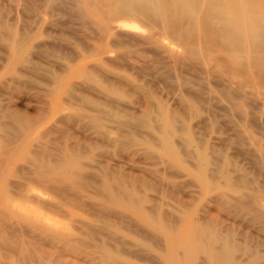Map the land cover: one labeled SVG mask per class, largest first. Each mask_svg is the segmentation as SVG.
<instances>
[{"label":"rangeland","instance_id":"rangeland-1","mask_svg":"<svg viewBox=\"0 0 264 264\" xmlns=\"http://www.w3.org/2000/svg\"><path fill=\"white\" fill-rule=\"evenodd\" d=\"M86 1L0 0V264H210L197 228L224 264H264V49L240 78L138 19L106 34ZM159 106L170 148L142 123Z\"/></svg>","mask_w":264,"mask_h":264},{"label":"bare ground","instance_id":"bare-ground-1","mask_svg":"<svg viewBox=\"0 0 264 264\" xmlns=\"http://www.w3.org/2000/svg\"><path fill=\"white\" fill-rule=\"evenodd\" d=\"M86 2L87 3L90 2L89 6H91L93 11L97 12V14L98 13L104 14L105 12L107 13V14L105 13L107 15V16L106 15L105 16L109 20L110 23H108L109 25H106L105 27H103V31L106 32L112 28H115V27H113L114 24H112V23L117 21L116 19H118L122 16H125L126 18L131 17L135 20L138 19L141 22H144V24L148 25L152 29L158 28L161 30V32L163 31V34L166 32L169 35L171 34L172 37L174 36L173 38L171 37L174 41H175V38H177V40H179L181 45L186 49V52L190 57L188 59H191L192 61H193V58L199 56L204 63H207V64L210 63V65H211L212 64L211 62L213 61L214 54L217 53L218 54L217 56H220V57L225 56L226 58L221 57V58H219L218 61L220 62V64L224 63L223 65L221 64L222 65L221 67L224 66L226 68V65L229 67L227 69L228 70L230 69V71H227V73L233 72V71H240V73L242 72L241 74L243 76L244 75L243 72L246 69H248L247 68L248 65H247V63H245L246 67H244V65L241 62H244V60H248V59L250 60L249 56H251V57L254 56L253 55L254 51L260 52L262 49H264V9H263L264 8V1L263 0H89V2L88 1H86ZM87 7H88V5H87ZM91 7H90V9H91ZM78 9H79V7H78ZM80 9H81V7H80ZM78 11H80V10H78ZM81 11H82V9H81ZM81 11L79 13H81ZM80 15H82V14H80ZM83 16H81V17H83ZM125 17H123V18H125ZM88 18L89 17L87 14V17L84 18V20L85 19L87 20ZM90 19H88V20H90ZM86 20H85V22H86ZM100 31H101V29H100ZM103 31H101V32L103 33ZM161 32H160V34H161ZM102 33H100V34L103 35ZM106 34H107V32H106ZM150 36H151V34H150ZM164 36L165 35H163V37ZM155 37H156V35H152L150 37V39H148V40L155 41ZM177 42H176V44H177ZM15 47H17V46L15 45ZM169 49H171L170 51H172V52L176 51V49L173 47H169ZM250 53H251V55H250ZM222 58L226 59L225 60L226 62ZM183 59H185V58H183ZM255 59H257V58H255ZM201 60H198V62H200ZM181 62H183V61H181ZM254 62H255V60H254ZM255 63H254V65H255ZM200 64L202 65V62H200ZM213 64H214V61H213ZM263 64H264V62H263ZM261 67H262V65H261ZM215 70H216V68H215ZM220 70H221V68H220ZM224 70L225 69H223V72H224ZM217 71L218 70H216V72ZM207 72H208V70H207ZM209 72H211V71H209ZM247 72H248V70H247ZM260 72H261V70H260ZM90 73H91V71H90ZM233 74H236V73L233 72ZM233 74L231 73V74H227V75H233ZM212 75H214V74H212ZM214 76H216V74ZM242 76H240V78H244V76L246 77V75H244L243 77ZM247 76H248V73H247ZM258 76H259V74H258ZM258 76H256V78ZM90 77H92V76H90ZM216 77H218V76H216ZM224 79L226 80V78H224ZM229 79H232V78L229 77ZM263 79L260 78L261 81ZM227 81L230 82V80H227ZM234 82L236 85L237 81L234 80ZM234 82L232 80V84ZM238 84H239L238 87L242 85V83L239 82V80H238ZM219 91H221V90H219ZM241 94H243V93H241ZM151 103H153V102H151ZM150 107H151V105H150ZM151 108L148 110V112L146 114L143 115L144 121L142 120V118L140 120L137 117H136V120L138 119L140 122L143 121L142 123L146 122L149 125L150 124H153L154 126L156 125L161 131V141L164 143V145L166 147L170 148L171 144H172L173 137L179 132L177 130V127H176L177 125L174 123L175 122V116L172 115L171 112L167 109L168 107L165 108V107L159 106V107H155L156 108V109L154 108L155 110H153ZM147 124H145V125H147ZM184 132L185 133L182 136L184 137L186 144L190 146L192 144L191 136L187 131L184 130ZM182 150H183V148H182ZM189 156H190V154H189ZM215 160H216V158H215ZM210 161L212 163V160H210ZM217 170H218L219 175H222L226 178L229 177L227 172L224 169H216V171ZM62 171H63V169H62ZM65 171L68 172L67 168L65 169ZM42 172H43V170H42ZM61 173H63V172H61ZM38 175H40L41 178L44 177V176H42L41 173H39ZM72 175H74V173ZM63 177H64V175H63ZM215 177L217 178V172H216V176L214 175L213 177L209 178L210 182L215 183L216 182ZM76 178H77V176H76ZM76 178L74 180H76ZM111 180H112V178H111ZM21 182H23V181L21 180ZM210 182H209V184H210ZM230 182H231V179H230ZM75 184H77L76 181H75ZM47 185H48V183H47ZM62 185H63V183H62ZM69 185H70V182H69ZM79 185H80V183H79ZM211 185H213V184H211ZM229 185H231V183ZM112 187H114V186H112ZM21 188H22V186H21ZM49 189H47V190H49ZM121 189H122V187H121ZM104 192H105V190H104ZM115 193H117V192H115ZM121 193L122 192L119 190L117 193L119 197H123V194L125 192L123 191V194H121ZM14 197H16V196H14ZM252 199H253V196L252 197L247 196V195L243 196L241 198V200H239V205L243 206V205H245L246 201L248 202V201H251ZM254 199H256V197ZM127 200L129 201V203L127 201V203L129 205H133V202H134V204L136 203V201L134 199H127ZM125 201H126V199H125ZM252 203H253V201H252ZM246 205H247V203H246ZM57 206H58V204H57ZM246 208H247V206H246ZM255 210H253V211H255ZM259 210L261 211L260 208H259ZM94 211H95V209H94ZM87 212H89V211H87ZM58 213H60V212H58ZM253 214H254V212H253ZM260 216H261V214H260ZM99 219H98V221H99ZM263 222H264V219H263ZM95 225H96V223H95ZM93 230H94V228H93ZM196 231H198V233H197L198 239H196L195 245L193 243V245L195 247L194 248L195 251L196 252L203 251L204 253H206L204 255V257L208 254V256L211 258V261L209 262L210 264H224L225 261L227 260L228 256H229V253H227L224 249H220V247L219 248L214 247V244L221 239L220 236L217 233L213 232L212 229H208V228H200V229L197 228ZM199 238H201L202 241L201 240L198 241ZM100 254H101V252H100ZM231 255H232V253H231ZM111 264H112V262H111ZM200 264H202V263H200Z\"/></svg>","mask_w":264,"mask_h":264}]
</instances>
